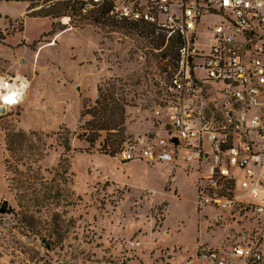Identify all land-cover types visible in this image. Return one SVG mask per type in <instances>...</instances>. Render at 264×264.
Here are the masks:
<instances>
[{"label":"rangeland","instance_id":"obj_1","mask_svg":"<svg viewBox=\"0 0 264 264\" xmlns=\"http://www.w3.org/2000/svg\"><path fill=\"white\" fill-rule=\"evenodd\" d=\"M29 5L0 0V81L29 83L20 106L0 111V264H213L201 246L264 241V215L199 206L196 165L122 163L98 151L104 132L85 142L112 83L129 140L154 126L165 65L148 39L93 19L36 18Z\"/></svg>","mask_w":264,"mask_h":264},{"label":"built area","instance_id":"obj_2","mask_svg":"<svg viewBox=\"0 0 264 264\" xmlns=\"http://www.w3.org/2000/svg\"><path fill=\"white\" fill-rule=\"evenodd\" d=\"M79 1L84 12L107 4L108 17L164 42L154 48L165 65L157 119L123 144L120 161L196 165L200 207L264 215V0ZM168 46L177 50L173 59L163 54ZM22 85L19 103L0 99V106L17 108L29 88L21 76L0 81V98ZM198 256L213 264H264V241L248 234L228 248L203 245Z\"/></svg>","mask_w":264,"mask_h":264},{"label":"trees","instance_id":"obj_3","mask_svg":"<svg viewBox=\"0 0 264 264\" xmlns=\"http://www.w3.org/2000/svg\"><path fill=\"white\" fill-rule=\"evenodd\" d=\"M16 2H28L30 5L28 11L30 15L36 18H50V19H61L65 16L72 17V21L79 18L80 22L93 19L97 24H103V22L110 25L114 30L122 29L127 32L136 33L139 36H143L141 31L133 28L131 24L124 21H118L116 19L107 16L109 10L107 4H101L94 6L93 9L84 12V3L79 0H13ZM46 5L38 11H32L38 7V4ZM103 20V21H102ZM53 32V30H52ZM148 39V37H144ZM150 46L153 48H160L164 44L162 41L149 40ZM154 44V45H153ZM163 54L173 59L177 50L173 47L168 46ZM169 66L174 69V63L170 62ZM116 84L105 85L99 89V97L96 101L95 107L88 113L92 116V120L87 122L85 130L88 132L84 135L85 142H87L90 148H93L101 137L100 132L105 133V140L103 142L102 149L98 151L108 155L112 158L116 157L123 143L129 140L126 134V106L127 101L120 95H117ZM85 114H83L84 116ZM10 142V141H9ZM66 152H69L70 146L68 141L62 143ZM90 148L88 149L91 152ZM9 151L10 147H9ZM14 181V179H13ZM48 197V196H47Z\"/></svg>","mask_w":264,"mask_h":264},{"label":"clouds","instance_id":"obj_4","mask_svg":"<svg viewBox=\"0 0 264 264\" xmlns=\"http://www.w3.org/2000/svg\"><path fill=\"white\" fill-rule=\"evenodd\" d=\"M24 87H26V85H22L20 90L10 89L9 90L10 94L2 97L0 99H2L4 101V103H6L7 105H13L15 103H19L21 100V96H20L19 92L22 91Z\"/></svg>","mask_w":264,"mask_h":264},{"label":"water","instance_id":"obj_5","mask_svg":"<svg viewBox=\"0 0 264 264\" xmlns=\"http://www.w3.org/2000/svg\"><path fill=\"white\" fill-rule=\"evenodd\" d=\"M5 110H7L5 106H0V111L1 112H4ZM7 207H8V203L7 202H3L1 207H0V212L4 213L5 210L7 209Z\"/></svg>","mask_w":264,"mask_h":264},{"label":"bare ground","instance_id":"obj_6","mask_svg":"<svg viewBox=\"0 0 264 264\" xmlns=\"http://www.w3.org/2000/svg\"><path fill=\"white\" fill-rule=\"evenodd\" d=\"M0 96H1V93H0Z\"/></svg>","mask_w":264,"mask_h":264},{"label":"crops","instance_id":"obj_7","mask_svg":"<svg viewBox=\"0 0 264 264\" xmlns=\"http://www.w3.org/2000/svg\"><path fill=\"white\" fill-rule=\"evenodd\" d=\"M193 165V164H192Z\"/></svg>","mask_w":264,"mask_h":264}]
</instances>
